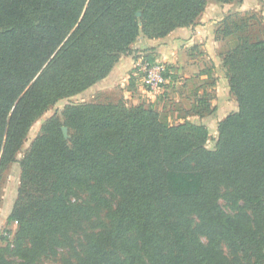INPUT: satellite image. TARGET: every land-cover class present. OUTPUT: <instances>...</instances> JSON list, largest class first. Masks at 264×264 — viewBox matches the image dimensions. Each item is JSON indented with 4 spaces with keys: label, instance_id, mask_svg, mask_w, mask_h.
Wrapping results in <instances>:
<instances>
[{
    "label": "trees",
    "instance_id": "1",
    "mask_svg": "<svg viewBox=\"0 0 264 264\" xmlns=\"http://www.w3.org/2000/svg\"><path fill=\"white\" fill-rule=\"evenodd\" d=\"M208 4L0 0V178L51 107L106 79L138 39L196 27ZM221 22L218 40L247 27ZM234 47L223 64L238 110L214 150L206 125L170 126L153 104L70 105L50 118L20 162L7 220L18 228L0 264H264V37ZM192 107L214 112L205 99Z\"/></svg>",
    "mask_w": 264,
    "mask_h": 264
},
{
    "label": "rangeland",
    "instance_id": "2",
    "mask_svg": "<svg viewBox=\"0 0 264 264\" xmlns=\"http://www.w3.org/2000/svg\"><path fill=\"white\" fill-rule=\"evenodd\" d=\"M211 1L212 0H208V3ZM259 1L264 9V0ZM238 5L239 4H236L235 7ZM235 7L230 10L231 12L229 11L228 16L235 24H240L244 21V23H247V27L244 28V30L238 31L237 35H235L236 37L233 36L228 39L227 37H223L224 39L221 40L218 48L216 60L210 61L205 45L204 51L201 48L202 45L195 46L196 48L194 50L191 49L189 51L190 55L188 54L189 57H196L199 60L198 65H204L203 67L200 66L194 74H192V66L188 63L186 71L181 72V69L174 62H167L164 58V61H162L158 56L149 57L171 67L170 71L173 79L172 81L167 80V82L162 86V93H166L165 99L162 96V104L155 107L159 111L163 122L170 126H175L186 121H199L197 117L192 120L187 119L188 116H193L189 115L191 113L193 114V101L197 102L201 99L210 101L211 109H214V112L204 116V120L208 124L207 128L210 134L209 141L207 143V148L210 150H214L217 144L219 137V122L228 114L238 110L237 99L230 92L228 72L223 64L224 55L228 51L235 48L234 46L237 44V37L248 38L251 41H257L264 37V11L259 10L258 12L250 11L246 13H237L234 11ZM221 21H216V32L220 29L219 33L217 32L219 39L223 36V26L221 27ZM205 28L207 29L208 27L206 26ZM219 74H223V76H225V80L220 82V84L217 83L219 82L217 78ZM144 90L149 96L146 94L143 95L139 89H134V87H130V92H132L131 96H126L120 93L118 89L106 91L100 90L98 93L85 92L75 97L59 101L36 121L23 146L22 152L17 156V162L10 165L0 178V248L7 246L13 248L14 236L17 231L18 224L14 222L11 225H8L7 220L12 213L13 207L18 198L19 189L21 187L20 162L23 155L29 151L33 141L40 135L45 123L52 117L63 119L62 114L65 108L70 105H80L85 103L108 104L118 103L120 101H123L128 107L150 104L149 102L152 101L150 98L157 96L158 93H149L145 87ZM221 205L227 212L231 213V209L227 206L224 200H221ZM225 251L228 253L227 248H225ZM38 264H64V259L63 257L43 258Z\"/></svg>",
    "mask_w": 264,
    "mask_h": 264
},
{
    "label": "crops",
    "instance_id": "3",
    "mask_svg": "<svg viewBox=\"0 0 264 264\" xmlns=\"http://www.w3.org/2000/svg\"><path fill=\"white\" fill-rule=\"evenodd\" d=\"M236 4L237 3L221 5L211 1L206 11L200 17L196 27L177 29L168 37L160 40L138 39L133 46V52L128 55H123L112 73L87 92L98 93L100 90L118 89L120 93L131 96L132 92H130V87H134V89H139L143 95L146 94L142 83V74L139 69V65L145 56H158L162 61L166 59L167 62H174L181 69V72L186 71L188 63L192 66V74H194L200 66L203 67L204 65L200 64L199 66V60L196 57H189V51L191 49L194 50L196 48L195 46L200 45H202L201 48L204 51L205 45L210 61L216 60L221 42V40L217 39L216 24L218 21L223 20L225 16L229 15V11L234 8ZM259 10L264 11L259 0H244L235 7L234 11L237 13H246L250 11L258 12ZM206 26L208 27L207 29L205 28ZM217 78L219 80V82H217L218 84L225 80L223 74H219ZM163 93L161 91L157 96L149 97L152 100L149 103L156 107L161 105L162 96L165 99L166 94ZM146 95L149 96L148 93ZM193 103L195 102L193 101ZM189 117L190 116L187 118L188 120L197 117L199 121L193 120V123L199 125L204 124L208 127L204 118L194 115Z\"/></svg>",
    "mask_w": 264,
    "mask_h": 264
},
{
    "label": "built area",
    "instance_id": "4",
    "mask_svg": "<svg viewBox=\"0 0 264 264\" xmlns=\"http://www.w3.org/2000/svg\"><path fill=\"white\" fill-rule=\"evenodd\" d=\"M139 69L142 74V83L145 89L149 93L161 92L162 86L167 82L165 78V66L142 60Z\"/></svg>",
    "mask_w": 264,
    "mask_h": 264
},
{
    "label": "water",
    "instance_id": "5",
    "mask_svg": "<svg viewBox=\"0 0 264 264\" xmlns=\"http://www.w3.org/2000/svg\"><path fill=\"white\" fill-rule=\"evenodd\" d=\"M138 15H140V14H138ZM62 130H63V134H64L65 139H69L68 128L63 127Z\"/></svg>",
    "mask_w": 264,
    "mask_h": 264
}]
</instances>
